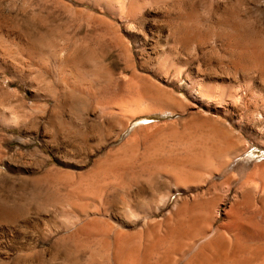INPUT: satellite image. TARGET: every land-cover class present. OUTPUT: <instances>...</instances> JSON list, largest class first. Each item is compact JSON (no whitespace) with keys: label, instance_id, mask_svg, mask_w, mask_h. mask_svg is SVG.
I'll list each match as a JSON object with an SVG mask.
<instances>
[{"label":"rangeland","instance_id":"1","mask_svg":"<svg viewBox=\"0 0 264 264\" xmlns=\"http://www.w3.org/2000/svg\"><path fill=\"white\" fill-rule=\"evenodd\" d=\"M145 130L152 133L146 140ZM169 170L188 171L199 184L192 186L193 177L179 186ZM195 173L206 178L199 175V182ZM263 199L264 0H0V264H112L117 232L141 247L139 257L147 241L159 238L147 252L150 262L159 253L164 264H236L246 256V264H259L264 237L240 234L234 249L224 216L244 213L242 221L264 231ZM179 208L187 217L165 240ZM219 229L220 250L236 251V258H200V246Z\"/></svg>","mask_w":264,"mask_h":264},{"label":"bare ground","instance_id":"2","mask_svg":"<svg viewBox=\"0 0 264 264\" xmlns=\"http://www.w3.org/2000/svg\"><path fill=\"white\" fill-rule=\"evenodd\" d=\"M194 26V25H193ZM231 36V35H230ZM186 38V37H185ZM175 39V38H174ZM229 39V38H228ZM174 42V41H173ZM234 42V41H233ZM233 44H231V46H232ZM235 45V44H234ZM237 46V45H236ZM233 48V47H232ZM240 51H241V49H240ZM244 51V50H243ZM255 51V50H254ZM257 52V51H256ZM256 52H254L252 55H254L255 57L256 56H259V55H257L256 54ZM246 53V52H245ZM252 53V52H251ZM260 54V53H259ZM253 57V56H252ZM253 59V58H252ZM254 60V59H253ZM258 60V59H257ZM129 62V61H128ZM238 67H241L242 66V64H241V60L240 61H237V64H236ZM263 65V64H262ZM261 67V66H260ZM259 67V68H260ZM135 69V68H134ZM260 69H262L263 70V67L262 68H260ZM263 72V71H262ZM136 73V72H135ZM250 73V72H249ZM145 82V81H144ZM147 85V84H146ZM146 92V91H145ZM157 98V97H156ZM104 113V112H103ZM121 113H122V111H121ZM138 114V113H137ZM139 116V115H138ZM119 119V118H118ZM120 119H121V117H120ZM124 119V118H123ZM123 119H121V124H124V122L123 121H125V120H123ZM123 120V121H122ZM124 126V125H123ZM146 131V130H145ZM157 132H158V130H157ZM146 133H147V131H146ZM215 133V132H214ZM145 134V133H144ZM143 134V135H144ZM150 134H152V133H150ZM149 133H147V134H145L143 137L145 138V140H146V136L149 138V135H150ZM154 134V133H153ZM157 134H159V133H157ZM212 134H213V132H212ZM207 135V134H206ZM216 135V134H215ZM221 135V134H220ZM220 135H219V137H220ZM141 136V135H140ZM151 136V135H150ZM153 136H156L155 134L153 135ZM159 136V135H158ZM209 136H210V133H209ZM142 137V136H141ZM204 137V136H203ZM205 137H207V136H205ZM216 137L218 138V135H216ZM153 138V137H152ZM184 138H186V137H183V139ZM143 138H141V140H142ZM155 139V138H154ZM209 140H210V138H208ZM218 139H220V138H218ZM150 140H151V138H150ZM201 140L202 139H200V142H201ZM212 142H211V146L212 147H217V145H218V143H216V140H214L213 138H212ZM225 140V139H224ZM143 141V140H142ZM155 141H157V140H155ZM202 141H204V140H202ZM211 141V140H210ZM221 141V144H222V140H220ZM146 142V141H145ZM144 142V143H145ZM149 142V141H148ZM194 142V141H193ZM196 143V140H195V143H196V147L194 146V148H195V152L197 151L199 154H203L204 153V151L206 150H204V147L205 146H203V145H201V143ZM205 142V141H204ZM204 142H203V144H204ZM225 142H226V140H225ZM153 143V142H152ZM155 143V142H154ZM175 143V142H174ZM195 143L193 144V145H195ZM147 144V143H146ZM181 144V143H180ZM208 144V143H207ZM221 144H219V146H221ZM225 143H224V141H223V145H224ZM230 144H231V142H230ZM149 145H151V143L149 144ZM148 145V146H149ZM156 145H157V143H156ZM183 145V144H182ZM205 145V144H204ZM226 145H228L227 147H230V145H229V142L227 141V144ZM145 146V145H144ZM153 146V144L151 145V147ZM158 146V145H157ZM156 146V147H157ZM176 146V145H175ZM174 146V147H175ZM192 145H190V147H191ZM208 146V145H207ZM210 146V147H211ZM219 146H218V148H219ZM151 147L149 148V150H151ZM155 147V150L156 151H158V148H156ZM189 147V148H190ZM225 147V146H224ZM189 148H188V150H189ZM208 148V147H207ZM218 148H216V149H218ZM234 148V147H233ZM232 148V149H233ZM152 149H153V147H152ZM224 149V148H223ZM154 150V151H155ZM190 150H192V149H190ZM210 150V149H209ZM211 150H213V153H212V151ZM210 151V153L211 154H214V149L212 148ZM219 151H222V147H221V149L219 150ZM159 152V151H158ZM209 152V151H208ZM217 153V151H215V154ZM222 153H224V151L222 152ZM221 152H220V154H222ZM146 154V153H145ZM151 154V153H150ZM159 154V153H158ZM205 154H207L206 152H205ZM214 154V155H215ZM219 154V153H218ZM217 154V155H218ZM156 155V154H155ZM210 155V154H209ZM223 155V154H222ZM132 156V155H131ZM152 156V155H151ZM198 156V155H197ZM207 157H208V155H206ZM216 156V155H215ZM127 157V156H126ZM135 157H137V156H135ZM159 157V156H158ZM194 157H195V155H194ZM199 157V156H198ZM210 157V156H209ZM217 157H219V156H217ZM134 158V157H133ZM140 158H142V157H140ZM148 158V157H147ZM196 158V157H195ZM203 158H204V155H203V157H202V160H203ZM222 158V157H221ZM130 159H132V158H130ZM136 159V158H135ZM150 159V158H149ZM174 159V158H173ZM190 159H191V157H190ZM113 160V159H112ZM111 160V161H112ZM123 160V159H122ZM126 160V159H125ZM138 160V159H137ZM136 160V161H137ZM151 160V159H150ZM153 160V159H152ZM175 160V159H174ZM186 160H188V159H186ZM186 160H184V162L186 161ZM200 160H201V158H200ZM114 161V160H113ZM129 159H128V161L126 160V162H128L129 163ZM132 161V160H131ZM130 161V162H131ZM168 161V160H167ZM182 161V160H181ZM193 161V160H192ZM199 161V160H198ZM204 161V160H203ZM110 162V161H109ZM108 162V163H109ZM123 162V161H122ZM166 162V161H165ZM164 162V163H165ZM105 163H107L106 161H105ZM112 163V162H111ZM114 163V162H113ZM115 163H117V162H115ZM142 163H144V162H142ZM153 163V162H152ZM158 163V162H157ZM161 163V162H160ZM168 163H169V161H168ZM181 163V162H180ZM190 162H188L187 164H186V167H187V165L189 164ZM210 163V162H209ZM208 163V164H209ZM124 164V163H123ZM140 164V163H139ZM154 164H156V161H155V163ZM178 164V163H177ZM184 165H185V163H183ZM191 164V163H190ZM199 163H197V165H198ZM200 164H201V162H200ZM223 164V163H222ZM103 165H104V163H103ZM103 165H102V167H103ZM106 165V164H105ZM105 165H104V168H105ZM111 165V164H110ZM113 165V164H112ZM116 165V164H115ZM117 165H118V163H117ZM124 165H126V163L124 164ZM128 165V164H127ZM130 165H131V163H130ZM130 165H129V167H130ZM145 165H147L148 166V164H145ZM167 165H169V164H167ZM171 165V164H170ZM169 165V166H170ZM181 164H179V166H180ZM197 165H194L195 167L197 166ZM123 166V165H122ZM121 166V167H122ZM164 166H165V164H164ZM177 166V165H176ZM178 166V167H179ZM189 166V165H188ZM200 166V165H199ZM199 166H197V167H199ZM100 167V166H99ZM128 167V168H129ZM156 167V166H155ZM172 167H173V165H172ZM191 167V166H190ZM201 167V166H200ZM107 168H108V164H107ZM117 168V167H116ZM116 168H114V170L116 169ZM120 168V167H119ZM125 168V167H124ZM136 169H138L137 167H135ZM144 168H145V166H144ZM151 168V167H150ZM167 168V167H166ZM170 168V167H169ZM168 168V169H169ZM182 168V167H181ZM191 168H193V166L191 167ZM218 168V167H217ZM122 169V168H121ZM162 169V168H161ZM160 169V170H161ZM175 169V168H174ZM182 169H184V167L182 168ZM187 169V168H186ZM185 169V170H186ZM101 170V169H100ZM114 170H112V171H114ZM117 170H119L118 168H117ZM130 170V169H129ZM132 170H134V169H132ZM140 170V169H139ZM157 170V169H156ZM155 170V171H156ZM171 170H172V168H171ZM97 171H99V169L97 170ZM97 171H95V175H96V172ZM102 171H104L103 170V168H102ZM109 171V170H108ZM121 171V170H120ZM123 171V170H122ZM125 171V170H124ZM142 171H144V169L142 170ZM179 171V170H178ZM195 171V170H194ZM205 171V170H204ZM100 172V171H99ZM125 172H127V170L125 171ZM125 172H124V174L123 175H125ZM132 172V171H131ZM138 172V171H137ZM145 173H146V171H144ZM149 172H150V170H149ZM159 172L160 171H158V174H159ZM166 172H168L169 174V176H171V179H172V182H174V183H177V185H179V183H181V186L183 185L182 183H184V185H185V183L189 180V178L191 177L190 175V177L188 176V174H186L187 172L186 171H184L183 173H185V174H181V175H178V172H177V170L175 171V172H177L176 174H175V172L174 171H171L170 172V170L169 171H166ZM193 172V171H192ZM195 172H197V171H195ZM212 172V171H211ZM83 173V172H82ZM103 173V172H102ZM104 173H106V172H104ZM122 173V172H121ZM143 173V172H142ZM161 173V172H160ZM181 173H182V171H181ZM194 173V172H193ZM198 173H200V172H198ZM198 173H195L197 176H196V178L200 175V174H198ZM99 174H101V173H99ZM112 174H114V172H112ZM134 174V173H133ZM164 174V173H163ZM162 174V175H163ZM167 174V173H166ZM180 174V173H179ZM203 174V173H202ZM200 175V176H203V177H205L204 175ZM207 174V173H206ZM104 175V174H103ZM120 175V174H119ZM161 175V174H160ZM92 178H95L94 176H92V175H90ZM106 176V175H105ZM110 176V175H109ZM114 176V175H113ZM121 176V175H120ZM128 176H130V175H128ZM164 176V175H163ZM169 176H166V177H169ZM206 176H208L207 177V179L210 177V174L209 175H206ZM213 176V174L211 175V177ZM138 177V176H137ZM142 177V176H141ZM153 177H155V176H153ZM153 177H151V178H153ZM160 177H162V176H160ZM160 177H158V179L160 178ZM194 177V175L192 176V178ZM250 177V176H249ZM259 177V176H258ZM98 178V177H97ZM104 178V177H103ZM133 178V177H132ZM170 178V177H169ZM192 178H190V180L192 181ZM202 178V177H201ZM206 178V177H205ZM204 178V179H205ZM87 178H85V180H86ZM88 179H89V177H88ZM105 179H107V178H105ZM110 179V178H109ZM118 179V178H117ZM117 179L115 180V181H117ZM131 179V178H130ZM130 179H129V181H130ZM142 179H143V177H142ZM144 179H146V177L144 178ZM165 179H167V178H165ZM164 179V180H165ZM203 179V180H204ZM206 179V180H207ZM210 179V178H209ZM208 179V180H209ZM212 179V178H211ZM213 179H214V177H213ZM83 180V179H82ZM122 180V179H121ZM147 180V179H146ZM149 180V179H148ZM151 180V179H150ZM168 180V179H167ZM197 180H198V178H197ZM199 180H200V178H199ZM198 180V181H199ZM203 180H201V183H202V181ZM206 180H204V181H206ZM96 181V180H95ZM101 181V180H100ZM102 181H103V179H102ZM101 181V182H102ZM120 181V180H119ZM136 181H138V179L136 180ZM154 181V180H153ZM170 180H168V182H169ZM194 183H196V184H194V185H192L193 183L192 182H190L191 183V185L192 186H195V185H197V184H199V183H197V181H196V179H195V177H194ZM196 181V182H195ZM212 181H214V180H212ZM242 181V180H241ZM81 182V181H80ZM83 182V181H82ZM81 182V183H82ZM94 182V181H93ZM114 182V181H113ZM127 182V181H126ZM134 182V181H133ZM200 182V181H199ZM211 182V181H210ZM247 182V181H246ZM70 183V182H69ZM85 183H86V181H85ZM90 183V182H89ZM89 183H88V187H89ZM95 183V182H94ZM125 183V182H124ZM124 183H122V185H124ZM138 183V182H137ZM136 183V184H137ZM149 183V182H148ZM158 183V182H157ZM200 183V186L203 184H201ZM212 183V182H211ZM215 183V182H214ZM228 183V182H227ZM80 184V183H79ZM87 184V183H86ZM86 184L84 185V186H86ZM108 184V183H107ZM115 184V183H114ZM130 184V183H129ZM131 184H133V183H131ZM131 184H130V186H131ZM153 184H155V183H153ZM152 184V186L154 187V185ZM170 184H171V182H170ZM204 184H205V182H204ZM203 184V185H204ZM210 184V183H209ZM73 185H75V184H73ZM82 185V184H81ZM91 185V184H90ZM93 185V184H92ZM100 185V184H99ZM106 185V184H105ZM108 185H110V183L108 184ZM112 185V184H111ZM120 185H121V181H120V184H119V188H120ZM138 185V184H137ZM136 185V186H137ZM141 185H143V184H141ZM141 185H139V186H141ZM146 185V184H145ZM167 185V184H166ZM175 185V184H174ZM177 185H175V189H176V186ZM183 185V186H184ZM247 185V184H246ZM97 186V185H96ZM95 186V187H96ZM114 186V185H113ZM112 186V187H113ZM117 187H118V185H116ZM115 186V187H116ZM127 186V185H126ZM147 186V185H146ZM180 186V185H179ZM187 186H189V184H187ZM77 187V186H76ZM78 187H80V186H78ZM78 187H77V189L75 190V191H77L78 190ZM91 187V186H90ZM99 187H101V186H99ZM106 187V186H105ZM110 187L111 186H108V188L110 189ZM116 187V188H117ZM158 187H159V185H158ZM158 187H157V190H158ZM167 187H168V185H167ZM190 187V186H189ZM258 187V186H257ZM74 188V187H73ZM87 188V187H86ZM101 188H103V187H101ZM130 188H132V186L130 187ZM136 188V187H135ZM134 188V189H135ZM171 188V187H170ZM172 188H174V187H172ZM112 189V188H111ZM121 189H122V187H121ZM134 189H132V190H134ZM143 189V188H142ZM141 189V190H142ZM149 189V188H148ZM153 190H154V188H152ZM184 189H185V187H184ZM70 190V189H69ZM91 190H93V189H91ZM102 190V189H101ZM81 191V190H80ZM88 191H90L89 190V188H88ZM95 191V190H94ZM103 191V190H102ZM106 191V190H105ZM105 191H103V193L105 192ZM108 191V190H107ZM106 191V192H107ZM115 191H117V190H115ZM171 191V190H170ZM83 192V191H82ZM92 192V191H91ZM96 192V191H95ZM101 192V191H100ZM99 192V193H100ZM105 192V193H106ZM111 192V191H110ZM114 191H112L111 193H113ZM137 192H138V190H137ZM168 192H169V190H168ZM72 193H75V192H72ZM71 193V194H72ZM78 193V192H77ZM81 193V192H80ZM87 193H90V192H87ZM131 193V192H130ZM155 193H157V192H155ZM251 193V192H250ZM79 194V193H78ZM83 194H84V192H83ZM97 195H100V194H97ZM96 195V196H97ZM110 195V194H109ZM108 195V196H109ZM247 195H249V198L250 197H252V196H250V194H248L247 193ZM74 196H75V194H74ZM80 196V195H79ZM83 196V195H82ZM104 196V195H103ZM128 196V195H127ZM141 196V195H140ZM155 196V195H154ZM158 196H159V193H158ZM77 196H75V198H76ZM90 197H92L91 195H90ZM89 197V198H90ZM102 197V196H101ZM119 197V196H118ZM146 197H147V195H146ZM145 197V198H146ZM170 197V196H169ZM179 197V196H178ZM246 197V196H245ZM248 197V196H247ZM73 198V197H72ZM78 198V197H77ZM86 199H87V197H85ZM96 198L97 197H93V199H95L96 200ZM103 198V197H102ZM121 198V197H120ZM119 198V199H120ZM124 198H125V195H124ZM123 198V199H124ZM248 198V199H249ZM253 198H254V196H253ZM252 198V199H253ZM70 199V198H69ZM81 199V201H82V199L83 198H80ZM79 198H78V200H80ZM98 199H100V198H98ZM131 199H132V196H131ZM169 199V198H168ZM201 199H202V197H201ZM245 199V198H244ZM247 199V198H246ZM77 199H76V201H78ZM100 200H102V199H100ZM109 200V199H108ZM127 200V199H126ZM133 200V199H132ZM154 200H156V199H154ZM217 200V199H216ZM215 200V201H216ZM264 200V199H263ZM96 201H98V200H96ZM128 201V200H127ZM160 201H162V200H160ZM168 201V200H167ZM167 201H165V202H167ZM185 201V200H184ZM195 201H197V200H195ZM243 201V200H242ZM248 201H250V200H248ZM247 201V202H248ZM253 201H255V200H253ZM253 201H251V202H253ZM75 202V201H74ZM80 202V201H79ZM79 202H78V204H79ZM101 202V201H100ZM124 202H125V200H124ZM123 202V203H124ZM176 202H178V201H176ZM192 202H194L193 200H192ZM245 202V201H244ZM77 203V202H76ZM160 204H161V202H159ZM188 203H190V202H188ZM216 203V202H215ZM72 204V203H71ZM70 204V205H71ZM75 206H77L78 207V205H76L75 203H73ZM72 204V205H73ZM84 204V203H83ZM102 204H103V202L101 203V205L100 206H102ZM131 204V203H130ZM130 204H127L128 205V210H129V212H131L130 214H134L132 211H130V209H131V206H130V209H129V205ZM154 204V203H153ZM162 204H164V200H163V203ZM161 204V205H162ZM177 205H174V206H176L175 207V209L177 208V206L179 205L178 203H176ZM182 204V203H181ZM209 204V203H208ZM213 204V203H212ZM69 205V204H68ZM73 205V206H74ZM86 205V204H85ZM95 205V204H94ZM115 205V204H114ZM124 205H125V203H124ZM126 205V206H127ZM155 205V204H154ZM192 205V204H191ZM199 205V204H198ZM207 205V204H206ZM215 205V204H214ZM238 205H240V204H238ZM249 205H253V204H249ZM96 206V205H95ZM103 206H105L104 204H103ZM163 206V205H162ZM188 206V205H187ZM186 206V207H187ZM197 206V205H196ZM208 206V205H207ZM264 206V205H263ZM72 207V206H71ZM99 207V206H98ZM142 207V206H141ZM150 207V206H149ZM203 207V206H202ZM205 207V206H204ZM209 207V206H208ZM211 207H212V205H211ZM216 207V206H215ZM231 207V206H230ZM229 207V208H230ZM237 207V206H236ZM246 207H248V206H246ZM73 208V207H72ZM79 209L78 210H81V213L83 212L82 211V209H80L81 207H78ZM106 208V207H105ZM123 208V207H122ZM135 208V207H134ZM157 208V207H156ZM163 208H165V206L163 207ZM188 208V207H187ZM210 208V207H209ZM213 208H214V206H213ZM212 208V209H213ZM231 208H233V206L231 207ZM76 209V208H75ZM85 209H86V207H85ZM96 209V208H95ZM99 209H100V207H99ZM142 209V208H141ZM140 209V210H141ZM151 209V208H150ZM158 209V208H157ZM174 209V210H175ZM194 209V208H193ZM198 209V208H197ZM202 209V208H201ZM204 209V208H203ZM215 209V208H214ZM238 210L237 211H239V208H237ZM246 208H244V210H245ZM251 209V208H250ZM249 209V210H250ZM255 209V208H254ZM70 210L72 211V209L70 208ZM121 210V209H120ZM135 210V209H134ZM162 210V209H161ZM195 210V209H194ZM199 210V209H198ZM207 210H208V208H207ZM242 210H243V207H242ZM242 210H240V211H242ZM258 210V209H257ZM68 211V210H67ZM70 211V212H71ZM91 211V210H90ZM101 211V210H100ZM104 211V210H103ZM143 211H145L144 209H143ZM151 211V210H150ZM158 211H159V209H158ZM158 211H157V213H158ZM190 211V210H189ZM193 211V210H192ZM201 211V210H200ZM210 211V210H209ZM213 211L214 210H212V213H211V215L213 214L214 215V213H213ZM229 211H230V209H229ZM235 211V210H234ZM233 211V209L230 211V212H226L227 214L224 216L225 217V219L227 220V224L224 226V229L229 233V235L231 236V241L229 240V242H232L233 243V247H234V249H236V248H238L239 246H238V236L240 235V234H245L246 236H248V237H254L255 235H260V237L261 236H263L264 237V231H259L258 230V227H256V229L251 225V223L249 224V223H247V222H245V221H242L240 218L243 216V214H242V216L239 218L238 216H237V214L235 213ZM239 211V212H240ZM251 211V210H250ZM249 211V212H250ZM262 211V210H261ZM69 212V213H70ZM99 212V211H98ZM97 211H96V213H98ZM136 212V211H135ZM148 212V211H147ZM202 212V211H201ZM208 212V211H207ZM67 213V212H66ZM74 213H75V211H74ZM87 213H90V212H88L87 211ZM102 212H100V214H101ZM143 213V212H142ZM152 213V212H151ZM160 213V212H159ZM169 213H171V212H169ZM204 213H205V211H204ZM209 213V212H208ZM252 213V212H251ZM71 214V213H70ZM75 214H77V213H75ZM85 214H86V212H85ZM84 214V215H85ZM111 214V213H110ZM128 214V213H127ZM129 214V215H130ZM190 214V213H189ZM195 215H196V213H194ZM193 214V215H194ZM200 214V213H199ZM207 213H205V215H206ZM210 214V213H209ZM209 214H207V215H209ZM68 215V214H67ZM94 215V214H93ZM102 215V214H101ZM128 215V216H129ZM136 215V214H135ZM138 215V214H137ZM148 215V214H147ZM146 215V216H147ZM152 215V214H151ZM154 215V214H153ZM187 214H185V211H184V209H182V208H179V209H177V210H175L174 212H173V215H172V218H173V216L175 217L174 219L176 220V224L175 225H169L168 224V222H167V225H166V229H165V231H164V238H167L169 235H170V237L173 235L172 233H175L174 231H175V227H176V225H177V223H178V221L179 220H181V219H183V218H185L186 219V216ZM201 215V214H200ZM210 215V217H213V216H211ZM217 215V214H216ZM96 216V215H95ZM108 216H110V215H108ZM145 215H143V217H144ZM163 216V215H162ZM161 216V217H162ZM167 216H169V215H167ZM186 216V217H185ZM189 216V215H188ZM219 216V215H218ZM76 217H77V215H76ZM81 217V216H80ZM84 217V216H83ZM87 217H88V214H87ZM86 217V218H87ZM99 217H100V215H99ZM106 217V216H105ZM116 217V216H115ZM131 217H133V216H131ZM148 217V216H147ZM146 217V218H147ZM155 217V216H154ZM190 217V216H189ZM202 217V216H201ZM70 218V217H69ZM118 218V217H117ZM125 218V217H124ZM130 218V217H129ZM134 218H136V217H134ZM169 218H171V217H169ZM168 218V219H169ZM192 218V217H191ZM198 218V217H197ZM196 218V219H197ZM216 218H218V217H216ZM245 218V217H244ZM71 219V218H70ZM90 219V218H89ZM108 219V218H107ZM110 219V218H109ZM121 219V218H120ZM148 219H150V218H148ZM148 219H146V220H148ZM156 219V218H155ZM155 219H153V220H155ZM161 219V218H160ZM159 219V220H160ZM166 219V218H165ZM194 219V218H193ZM199 219V218H198ZM211 219V218H210ZM213 219H215V218H213ZM212 219V220H213ZM253 219V218H252ZM74 220V219H73ZM84 220H87V219H84ZM96 220H98V219H96ZM135 220H137V219H135ZM138 220H140V219H138ZM145 220V221H146ZM164 219L162 218L161 219V222L163 221ZM167 220V219H166ZM171 220V219H170ZM188 221H190L189 219H187ZM206 219H204V221H205ZM216 220V219H215ZM90 221V220H89ZM108 221V220H107ZM151 221V220H150ZM156 221V220H155ZM155 221H154V223H155ZM183 221V220H182ZM193 221V220H192ZM214 221V220H213ZM71 222H73V221H71ZM70 222V223H71ZM91 222V221H90ZM120 223H122L123 221L122 220H120L119 221ZM118 222V223H119ZM132 222V221H131ZM147 222V221H146ZM160 222V221H159ZM158 222V223H159ZM172 222V221H171ZM208 222V221H207ZM215 222V221H214ZM214 222H212V223H214ZM252 222V221H251ZM85 223V222H84ZM83 223V224H84ZM101 223H104L105 224V222L104 221H102ZM113 223H114V221H113ZM153 223V222H152ZM157 223V222H156ZM195 223V222H194ZM193 223V224H194ZM203 223H205V222H203ZM77 224V223H76ZM163 224V223H162ZM172 224V223H171ZM174 224V223H173ZM187 224H190V222L188 223L187 222ZM192 224V225H193ZM93 225V224H92ZM105 225H107V224H105ZM116 225H117V227H118V224L116 223ZM115 225V226H116ZM132 225H135V224H132ZM147 224L145 223V226H146ZM198 225V224H197ZM197 225H196V227H197ZM200 225V224H199ZM204 225V224H203ZM208 225V224H207ZM210 225V224H209ZM208 225V226H209ZM71 226V225H70ZM86 227H87V225H85ZM136 226V225H135ZM178 226H179V224H178ZM182 225H180V227H181ZM190 225H187V229H188V227H189ZM205 226V225H204ZM204 226H202V227H204ZM208 226H205V227H208ZM211 226H212V224H211ZM260 226V225H259ZM66 227V226H65ZM102 227H103V225H102ZM131 227H133V226H131ZM130 227V228H131ZM159 227V226H158ZM185 227V226H184ZM184 227H182V229L184 228ZM191 228H192V226H190ZM189 227V228H190ZM194 227V226H193ZM196 227H194V228H196ZM199 227V226H198ZM204 227V228H205ZM210 227V226H209ZM261 227H263V226H261ZM69 228V227H68ZM134 228V227H133ZM148 228V227H147ZM161 228V227H160ZM178 228V227H177ZM200 228H201V226H200ZM53 229V228H52ZM81 229H83V228H81ZM86 229V228H85ZM100 229V228H99ZM102 229V228H101ZM100 229V230H101ZM103 229H104V227H103ZM107 229V228H106ZM122 229V228H121ZM124 229V228H123ZM139 229V228H138ZM140 229L142 230L143 228H142V226L140 227ZM149 229V228H148ZM180 229V228H179ZM181 229V230H182ZM206 229V228H205ZM205 229H201L202 230V235H203V237H205L206 235H207V231L205 230ZM210 229V231H212L211 229V227L209 228ZM214 229V228H213ZM93 230V229H92ZM97 230H98V228H97ZM108 231L109 230H111V229H107ZM106 230V231H107ZM119 230V229H118ZM127 230H128V228H127ZM195 230V229H194ZM194 230H192L193 232H194ZM200 230V231H201ZM207 230H208V228H207ZM133 231V230H132ZM187 231V230H186ZM190 231V230H189ZM188 231V232H189ZM191 231V232H192ZM209 231V230H208ZM215 231V230H214ZM226 231H224V233L226 232ZM112 232V231H111ZM113 232H114V230H113ZM144 232V231H143ZM213 232V231H212ZM80 233V232H79ZM102 233H104V232H102ZM107 234V233H106ZM183 234V233H182ZM185 234V233H184ZM187 234V233H186ZM190 234H192V233H190ZM201 234V233H200ZM199 234V235H200ZM225 234H227V233H225ZM70 235V234H69ZM75 235V234H74ZM101 235V234H100ZM108 235V234H107ZM106 235V236H107ZM141 235V234H140ZM143 235V234H142ZM145 235V234H144ZM176 235H177V233H176ZM180 236H181V234H179ZM93 236V235H92ZM102 236H105L104 234L102 235ZM108 236H110V235H108ZM107 236V237H108ZM139 236V235H138ZM151 236V235H150ZM155 236V235H154ZM162 236V234L160 235V237ZM180 236H178V238L180 237ZM184 236V235H183ZM188 236V235H187ZM186 235L184 236V238H186L187 237ZM197 236V235H196ZM195 236V237H196ZM211 236H213V238L211 239V238H208L209 239V241H204V243L202 244V242L203 241H201V243L200 242H198V243H200V244H202L201 246H200V249H199V251H198V256L200 257V256H204V255H206V257H211V258H213V260L215 259L216 261H217V259L218 258H223V257H225V258H227V257H232V259H233V257H235L236 258V251H232L231 253H229L230 251H228L227 253L225 252H223V251H221L220 250V247H221V245H223V238H224V236H223V234L221 233V231H220V229L214 234V233H212L211 234ZM227 236H228V234H227ZM94 237H97V236H94ZM152 237V236H151ZM151 237H149V238H151ZM201 237V236H200ZM208 237V236H207ZM226 237V236H225ZM86 238H87V236H86ZM92 238V237H91ZM136 238V237H135ZM142 238H143V236H142ZM141 238V239H142ZM172 238V237H171ZM177 238V237H176ZM192 238V237H191ZM198 238V237H197ZM230 238V237H229ZM240 238V237H239ZM242 238H243V236H242ZM188 239H190L189 237H188ZM188 239H186V241L188 240ZM194 239V238H193ZM199 239V238H198ZM211 239V240H210ZM165 240H168V238L167 239H165ZM182 240V239H181ZM225 240V239H224ZM242 240V239H241ZM247 240V239H246ZM245 240V241H246ZM111 241V240H110ZM109 241V242H110ZM137 241V240H136ZM135 241V242H136ZM163 242L164 243V240H161L160 239V242ZM183 241H185V240H183ZM189 241V240H188ZM190 241H192V240H190ZM248 241V240H247ZM250 241H251V239H250ZM254 241V240H253ZM97 242V241H96ZM99 242V241H98ZM109 242H107V244L109 243ZM161 242V243H162ZM166 242V241H165ZM180 242V241H179ZM193 242V241H192ZM191 242V243H192ZM240 242V241H239ZM113 243V242H112ZM111 242L109 243V244H112ZM140 243V242H139ZM142 243V242H141ZM160 243V244H161ZM168 243V242H167ZM175 243H176V241H175ZM183 243V242H182ZM231 243V244H232ZM105 244H106V242H105ZM106 244V245H107ZM108 244V245H109ZM143 244V243H142ZM141 244V245H142ZM159 244V238H155V239H153L152 241H147V246L146 245H144V247L146 246L147 247V250H145V251H143L144 252V255H143V257L141 256V257H139V255H138V251H140L139 249H141V247H139V246H137L134 242H133V240H131V241H128L126 238H125V236H124V233H122V232H117L116 234H115V237H114V243H113V250H112V257H113V263L112 264H164L163 262H161V258H163V257H159V253H158V255H156V256H154L152 259H151V261L152 262H150V258H149V256H148V254H150V253H147L148 252V250H150V248H152V250H154V248H157L156 246ZM172 244V243H171ZM180 244V243H179ZM186 244V243H185ZM184 244V245H185ZM187 244H189V243H187ZM186 244V245H187ZM199 244V245H200ZM242 244V243H241ZM162 245V244H161ZM181 245V244H180ZM191 245V244H190ZM196 245V244H195ZM195 245H193V246H195ZM199 245H197L198 247L197 248H199ZM226 245V244H225ZM250 245V244H249ZM90 246V245H89ZM96 246H98V245H96ZM99 246H100V244H99ZM103 246H105V245H103ZM143 246V245H142ZM166 246H167V244H166ZM169 246H170V244H169ZM172 246V245H171ZM171 246L170 247H168V249L169 248H171ZM175 246V245H174ZM244 246V245H243ZM247 246V245H246ZM246 246H245V248H246ZM94 247V246H93ZM164 247V246H163ZM176 247V246H175ZM179 247V246H178ZM183 247H186V246H183ZM242 247V246H241ZM254 247V246H253ZM256 247V246H255ZM254 247V248H255ZM262 247V246H261ZM101 248H103V247H101ZM105 248V247H104ZM111 248V247H110ZM165 248V247H164ZM190 248V247H189ZM196 248V249H197ZM223 248V247H222ZM229 248H231V247H229ZM244 248V247H243ZM257 248V247H256ZM98 249H99V247H98ZM163 249V248H162ZM174 249V248H173ZM183 249H185L186 250V252H187V250H188V247L187 248H183ZM193 249V248H192ZM195 249V251H197ZM228 249V248H227ZM240 249V248H239ZM247 249V248H246ZM90 250V249H89ZM100 250V249H99ZM104 250H106V249H104ZM110 250V251H111ZM142 250V249H141ZM161 250V249H160ZM176 250V249H175ZM181 250V249H180ZM185 250L183 251V252H185ZM222 250H224V249H222ZM252 250V252L254 251V249L252 248L251 249ZM81 251V250H80ZM79 251V252H80ZM94 251V250H93ZM101 251V250H100ZM103 251V250H102ZM169 251H171V250H169ZM172 251H174V250H172ZM189 251V250H188ZM192 251V250H191ZM194 251V252H195ZM238 251V250H237ZM257 251H259V250H257ZM142 252V251H141ZM164 252H165V250H164ZM179 252H181V251H179ZM194 252L192 253V254H194ZM240 252H241V250H240ZM247 252V251H246ZM252 252H251V254H250V256H249V261H250V263H252L253 262V256L254 255H256L257 256V253L256 254H252ZM261 252H262V250H261ZM100 253V252H99ZM104 253V252H103ZM111 253V252H110ZM152 253V252H151ZM162 253V252H161ZM166 253H169V252H166ZM177 253V252H176ZM176 253H174V255L176 256ZM182 253V252H181ZM179 254L178 253V255H180L181 257H182V254ZM196 253V252H195ZM243 253H245V252H243ZM250 253V251L248 252V254ZM85 254V253H84ZM91 254V253H90ZM95 254V253H94ZM97 254V253H96ZM139 254H140V252H139ZM230 254V255H229ZM263 254V253H262ZM99 255V254H98ZM104 255V254H103ZM103 255H101V256H103ZM167 255V254H166ZM178 255H177V257H178ZM229 255V256H228ZM240 255H241V253H240ZM244 255V254H243ZM101 256H100V258H101ZM109 256H111L110 254H109ZM167 256H169V255H167ZM170 256H172V254L170 255ZM186 256V255H185ZM189 256H191L190 254H189ZM239 256V255H238ZM86 257V256H85ZM103 257H105V256H103ZM151 257V256H150ZM174 257V256H173ZM172 257V258H173ZM240 257V256H239ZM247 257V256H246ZM246 257L243 259V260H240V258H239V261H240V263H245V259H246ZM258 257H259V255H258ZM28 258V257H27ZM140 258H142V259H140ZM176 258V257H175ZM180 258V257H179ZM189 258V257H188ZM187 258V256H186V260L188 259ZM192 258V257H191ZM201 258V257H200ZM199 258V259H200ZM260 258V257H259ZM95 259H97V258H95ZM103 259V258H102ZM109 259H110V257H109ZM177 259L178 258H176V261H177ZM197 259V258H196ZM195 259V260H196ZM231 259V260H232ZM237 259H238V257H237ZM237 259H236V261H237ZM112 260V259H111ZM173 261H174V258L172 259ZM171 260V261H172ZM183 260H185V259H183ZM182 260V261H183ZM185 260V261H186ZM204 260V259H203ZM202 260V261H203ZM222 260V259H221ZM221 260H219L220 262H222ZM95 261V260H94ZM99 261H101V259L99 260ZM176 261H174V262H176ZM180 261H181V259L179 260V262H178V264L180 263ZM223 261H225V260H223ZM232 261H234L235 262V260H232ZM239 261L237 262V263H239ZM249 261H247V262H249ZM261 261H262V263H264V257H262L261 258ZM89 262V261H88ZM102 262V261H101ZM101 262H98V263H101ZM166 262V261H165ZM168 262V261H167ZM174 262H171V263H174ZM201 262V261H200ZM208 262V261H207ZM257 262V261H256ZM103 264H104V262H102ZM101 263V264H102ZM106 263V262H105ZM170 263V264H171ZM197 263V262H196ZM236 263V264H237ZM261 262H259V264H262ZM91 264V263H90ZM92 264H93V262H92ZM167 264V263H166ZM186 264H194V259H192L191 261H187V263ZM203 264V263H202ZM208 264H211V263H209L208 262ZM213 264V263H212ZM227 264V263H226ZM228 264H229V262H228ZM233 264H235V263H233ZM246 264V263H245ZM258 264V263H257Z\"/></svg>","mask_w":264,"mask_h":264}]
</instances>
